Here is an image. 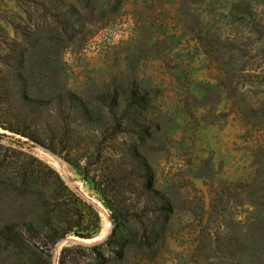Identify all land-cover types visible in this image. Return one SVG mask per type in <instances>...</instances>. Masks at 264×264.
Returning <instances> with one entry per match:
<instances>
[{
    "label": "rangeland",
    "instance_id": "obj_1",
    "mask_svg": "<svg viewBox=\"0 0 264 264\" xmlns=\"http://www.w3.org/2000/svg\"><path fill=\"white\" fill-rule=\"evenodd\" d=\"M74 3V15L61 6L56 18L47 0V14L35 8L0 41L24 54L20 92L82 99L60 117L24 102V115L44 120L43 143L0 129V228L15 223L30 248L23 256L0 245V264H23L32 250L47 258V214L68 200L47 190L57 176L100 221L94 237L50 247L53 264L65 244L109 240L113 215L126 242L103 245V264H264V28L254 24L264 23V2ZM249 3L248 22L236 11ZM132 93L142 103L125 109ZM147 170L171 202L154 225L146 207L158 198L144 188ZM78 258L98 257L87 249Z\"/></svg>",
    "mask_w": 264,
    "mask_h": 264
},
{
    "label": "trees",
    "instance_id": "obj_2",
    "mask_svg": "<svg viewBox=\"0 0 264 264\" xmlns=\"http://www.w3.org/2000/svg\"><path fill=\"white\" fill-rule=\"evenodd\" d=\"M50 1L54 2L55 7V12L52 13L53 17L57 18L65 14L63 11H59V9H62L61 6L68 7L71 15H74L76 12V3H74L76 0H66L68 1L66 4H64L65 0ZM259 1L261 4L264 2V0ZM237 6L239 8L236 13L240 12L243 20H247L248 22L252 21L249 18V10L247 9L251 4ZM39 7L46 10L47 14V0H0V41L4 43L7 38L6 33H11L10 27L12 29L19 28V25L17 24L18 20L24 21V17H26L27 20L30 21L32 19L31 15H34V9ZM254 24L256 27H259L261 31L264 28V23L262 21H254ZM26 27L29 28V25ZM32 33L33 31L31 34ZM9 44V47L7 48L0 46V129H3L5 132L9 131L14 135H20V137L43 143L42 138L40 137V128L44 125V120L37 123L34 116L35 114L24 115V112L26 111L23 107L24 102L30 101L31 105H33L31 108H33L34 111L35 109H47L48 116L55 114V116L60 117V113L65 110V106L70 113L73 111L71 105L67 106L68 103H71L72 101H80L82 99L70 91L57 92L56 94H52V96L49 95L50 97L47 99L39 97V94L30 98L26 92H20L18 82L25 79L23 72L25 68L23 65L25 63V58L23 52L17 51V43L10 42ZM129 97H132L131 99L133 100L130 102L131 104L125 106V109L129 106L141 105L142 97L137 98L133 93L130 96L128 95L127 99ZM113 101L116 102V98H113ZM5 132H0V140L7 137ZM47 143V147H51L52 140H48ZM52 149L55 150V148ZM20 170L21 174L26 176L29 172V167L22 165ZM32 178L34 179L35 177L33 176ZM23 181L24 180L21 182L23 183ZM47 184V190H49L52 197H55L56 195H64L68 200L66 201L65 199L60 198L61 202L59 201L56 204L58 207L55 205L53 210L47 214V223L45 224L46 231L44 233L45 243L47 245V258H42L40 252L32 250L31 253L34 255H32L33 258H23V264H53V258L49 253L50 247H55L59 242L71 235L79 236L81 238H92L99 230L100 218L91 204L83 201L75 193L69 190L68 186L59 176L56 177L54 183L47 182ZM144 188L149 195H154V197L158 198L153 201V204L151 203L152 199L149 198L146 207V211L153 215L154 219L152 220V225H154L156 222L155 219L159 218L164 210L170 211L171 202L154 189L153 176L150 170H147V173L145 174ZM112 220L115 227L109 240L103 243H94L91 246H84L82 244H65L61 250L58 264H79L80 258L78 257L83 256L87 249L94 251L98 258H94L97 262H88L86 264H103L105 261H108L102 252L103 245L108 244L111 240L116 238L121 240V245L126 242L124 239V232L120 231L122 227L121 222L117 219L116 215H113ZM142 223H145L144 220H142ZM16 226L15 223L9 222L0 228V245H3V249L6 250L22 248L24 256L30 248L27 244L25 246L20 244L19 236L15 232ZM146 233V238L150 239L156 236L157 230L152 227V229Z\"/></svg>",
    "mask_w": 264,
    "mask_h": 264
}]
</instances>
